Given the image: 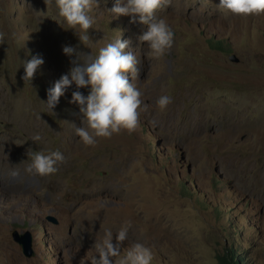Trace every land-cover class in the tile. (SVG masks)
<instances>
[{
	"label": "rangeland",
	"instance_id": "rangeland-1",
	"mask_svg": "<svg viewBox=\"0 0 264 264\" xmlns=\"http://www.w3.org/2000/svg\"><path fill=\"white\" fill-rule=\"evenodd\" d=\"M116 2L101 0L90 13L84 45L55 0H0V184L12 188L0 189V264H90L105 231L115 236L127 221L121 254L143 243L152 264H218L225 249L242 264H264V14L172 0L156 12L174 32L157 59L139 40L146 26L110 14ZM119 36L139 61V80L129 79L147 108L135 132L85 146L75 132L85 122L70 101L90 89L71 85L55 115L41 102L76 53L95 57ZM64 46L75 53L64 55ZM32 56L43 64L30 83L22 62ZM163 95L172 103L161 110ZM29 149L65 160L39 176L26 171ZM12 230L30 233L33 255L22 254Z\"/></svg>",
	"mask_w": 264,
	"mask_h": 264
},
{
	"label": "clouds",
	"instance_id": "clouds-1",
	"mask_svg": "<svg viewBox=\"0 0 264 264\" xmlns=\"http://www.w3.org/2000/svg\"><path fill=\"white\" fill-rule=\"evenodd\" d=\"M171 2L172 0H117L110 14L114 17L128 16L132 18L130 22L146 26V31L139 40L148 45L149 55L159 59L172 48L174 32L165 19L156 16V12L170 6ZM55 4L68 29L78 28L80 41L84 45L90 44L87 32L94 24L90 13L94 8L100 7L101 0H55ZM217 6L237 16L264 14V0H219ZM4 36L0 31V44L4 43ZM129 45L130 41H122L119 36L114 42L100 48L95 57L91 53H76V59L72 61L74 67L48 89L46 102H41L47 111L55 115L53 109L67 88L73 84L77 89L89 88L87 96L74 91L70 101L79 107L85 122V126H74L76 135L85 146H94L99 138H111L122 131L131 134L139 127L141 111L146 110L147 106L142 108V93L131 82L133 79L139 80L140 68L137 66L139 61ZM62 51L66 56L75 53L71 46H64ZM22 63V79L31 83L43 60L32 56L30 60ZM171 103L172 97L169 95H163L157 101L161 110ZM40 140L39 134L33 137V141ZM28 154L31 163L26 171L39 176L56 173L57 165L65 160L58 150L44 154L29 149ZM11 175L16 176L18 173L13 171ZM130 227L131 221H127L115 236L111 230H106L102 241L96 245L97 255L91 258L90 264H152V248L143 243H134L129 250L121 254V246L128 239Z\"/></svg>",
	"mask_w": 264,
	"mask_h": 264
},
{
	"label": "water",
	"instance_id": "water-1",
	"mask_svg": "<svg viewBox=\"0 0 264 264\" xmlns=\"http://www.w3.org/2000/svg\"><path fill=\"white\" fill-rule=\"evenodd\" d=\"M229 59L232 61H236V58L233 55H230ZM49 219L52 222H55L54 218L49 217ZM11 238L16 243H18V245L21 248V252L24 256L29 257V256L33 255V250L31 248V235L28 231L17 232L16 230H12Z\"/></svg>",
	"mask_w": 264,
	"mask_h": 264
},
{
	"label": "trees",
	"instance_id": "trees-1",
	"mask_svg": "<svg viewBox=\"0 0 264 264\" xmlns=\"http://www.w3.org/2000/svg\"><path fill=\"white\" fill-rule=\"evenodd\" d=\"M218 264H242V256L237 255L233 249H225L224 253L217 256Z\"/></svg>",
	"mask_w": 264,
	"mask_h": 264
},
{
	"label": "bare ground",
	"instance_id": "bare-ground-1",
	"mask_svg": "<svg viewBox=\"0 0 264 264\" xmlns=\"http://www.w3.org/2000/svg\"><path fill=\"white\" fill-rule=\"evenodd\" d=\"M233 116V115H232ZM65 174L66 175H69L70 174V170L68 169L66 172H65ZM12 179L13 178H11V179H8V180H11V182H12ZM15 180V179H14ZM2 181V180H1ZM0 181V182H1ZM4 181V180H3ZM2 185H3V183H2ZM0 189H1V191H4V192H8L9 191V189H12V188H8V187H5V186H1V184H0ZM81 220V219H80ZM82 222V221H81Z\"/></svg>",
	"mask_w": 264,
	"mask_h": 264
}]
</instances>
